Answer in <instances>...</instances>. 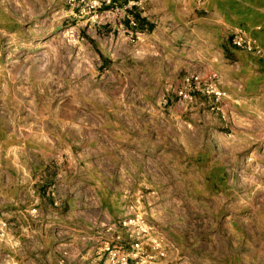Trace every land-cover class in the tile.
Wrapping results in <instances>:
<instances>
[{"label": "rangeland", "instance_id": "obj_1", "mask_svg": "<svg viewBox=\"0 0 264 264\" xmlns=\"http://www.w3.org/2000/svg\"><path fill=\"white\" fill-rule=\"evenodd\" d=\"M179 2L0 0V264H264V85Z\"/></svg>", "mask_w": 264, "mask_h": 264}, {"label": "crops", "instance_id": "obj_2", "mask_svg": "<svg viewBox=\"0 0 264 264\" xmlns=\"http://www.w3.org/2000/svg\"><path fill=\"white\" fill-rule=\"evenodd\" d=\"M179 1V7H182L184 16H189L181 22L184 29L191 28L196 31V29L204 28L206 31L215 33L216 39L223 47L225 57L239 59L244 66V72L252 74L247 79L253 80L246 84L247 89L256 90L258 85H264V0ZM238 28L248 32V36L258 43L262 49V55H248L226 43V34H231ZM57 222L56 226L67 229L70 236L78 235L77 224L70 222L71 225H69L63 219ZM83 223L89 224L90 221L87 219Z\"/></svg>", "mask_w": 264, "mask_h": 264}, {"label": "built area", "instance_id": "obj_3", "mask_svg": "<svg viewBox=\"0 0 264 264\" xmlns=\"http://www.w3.org/2000/svg\"><path fill=\"white\" fill-rule=\"evenodd\" d=\"M233 45L238 48L242 49L251 53L261 54V49L259 45H257L256 41L248 37L243 30H239L232 38ZM199 78L196 77L195 81H198ZM216 94H220L215 92ZM180 96L183 99H189L191 98L188 91L182 90L180 91ZM142 231L145 234H148L150 232V227L148 225H141ZM156 248L159 250L161 249V244L155 240ZM134 252L133 253H125L121 252L118 249H111L110 250V264H130L131 259L140 260V252L142 250L141 243L137 242L134 246ZM161 256H164V252H160ZM152 258V257H151ZM140 264V262H137Z\"/></svg>", "mask_w": 264, "mask_h": 264}]
</instances>
